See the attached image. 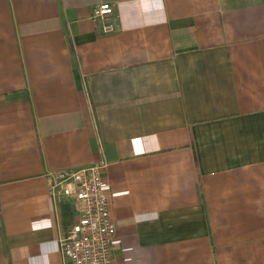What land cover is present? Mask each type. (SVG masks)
<instances>
[{"label":"crops","instance_id":"0c3cea01","mask_svg":"<svg viewBox=\"0 0 264 264\" xmlns=\"http://www.w3.org/2000/svg\"><path fill=\"white\" fill-rule=\"evenodd\" d=\"M100 162L116 264H264V0H0V264Z\"/></svg>","mask_w":264,"mask_h":264},{"label":"built area","instance_id":"2783aa9c","mask_svg":"<svg viewBox=\"0 0 264 264\" xmlns=\"http://www.w3.org/2000/svg\"><path fill=\"white\" fill-rule=\"evenodd\" d=\"M108 4L94 9L104 18L111 12ZM107 30H113L108 22ZM100 162L74 174L78 182L80 216L63 234L60 245L70 264H116L114 260L115 227L110 217L111 187Z\"/></svg>","mask_w":264,"mask_h":264}]
</instances>
